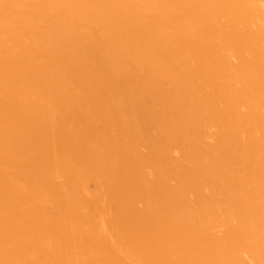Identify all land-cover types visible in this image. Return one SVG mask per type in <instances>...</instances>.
<instances>
[{"label":"bare ground","instance_id":"6f19581e","mask_svg":"<svg viewBox=\"0 0 264 264\" xmlns=\"http://www.w3.org/2000/svg\"><path fill=\"white\" fill-rule=\"evenodd\" d=\"M0 264H264V0H0Z\"/></svg>","mask_w":264,"mask_h":264}]
</instances>
